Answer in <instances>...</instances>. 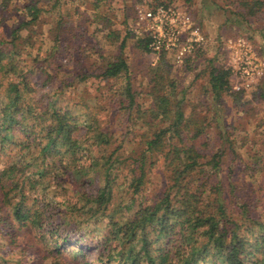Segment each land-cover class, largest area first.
<instances>
[{
	"label": "trees",
	"instance_id": "obj_1",
	"mask_svg": "<svg viewBox=\"0 0 264 264\" xmlns=\"http://www.w3.org/2000/svg\"><path fill=\"white\" fill-rule=\"evenodd\" d=\"M46 1L0 0L2 245L14 246L25 230L46 246L39 259L50 264H91V242L100 264H264V154L254 153L246 170H236L234 157L225 170L227 148L237 155L236 149L222 141L206 151L213 122L222 126L225 96L241 104L248 90L233 89L228 64L210 61L212 107L201 114L187 110L161 53L145 70L144 107L126 55L129 38L150 53V37L135 28L138 8L124 34L108 14L61 16L44 50ZM102 1L94 0V9ZM263 5L243 2L250 15ZM95 22L101 26L90 31ZM206 43L181 65L192 69ZM63 70L72 75L60 78ZM92 76L109 87L94 97L67 95ZM159 165L163 179L153 189ZM0 264L23 262L0 254Z\"/></svg>",
	"mask_w": 264,
	"mask_h": 264
},
{
	"label": "rangeland",
	"instance_id": "obj_2",
	"mask_svg": "<svg viewBox=\"0 0 264 264\" xmlns=\"http://www.w3.org/2000/svg\"><path fill=\"white\" fill-rule=\"evenodd\" d=\"M159 1L169 0H103L100 7L96 10L92 5L94 0H59V3L53 6L55 0H47L45 6L48 9L43 14L42 26L45 32L44 50L50 47L48 38V29L61 16H71L75 20L83 18L87 13L91 19H95V14H108L111 16L112 26L117 28L124 34L129 25L133 22V16L136 8H145L149 10L152 4ZM249 1L253 4L254 0H172V4L186 10L193 17L196 23L201 27L206 36V46L199 58L195 61V66L189 69L186 64L181 65L176 62L174 53H167L166 59L170 63V68L175 77L179 80L181 88L184 89L188 100L187 110L194 109L197 113L209 114L211 108L210 86L208 83V67L211 60L216 64H228L238 62L239 39L245 38L250 48L253 50L255 63H263L264 65V5L262 9L255 15H250L243 7V2ZM264 1V0H263ZM98 11V12H96ZM21 11H19L20 13ZM16 19V15H11V20ZM127 19V23L124 21ZM97 26H101L97 22L93 23L89 28L94 30ZM138 26L136 25L135 28ZM143 27V26H142ZM141 28V26H140ZM138 29V28H137ZM142 29V28H141ZM99 36V34H97ZM232 39L238 43H233V52L228 49V41ZM135 40L128 39L126 55L131 67L132 80L135 87L141 91L140 103L146 107L149 105V99L144 95L147 88L146 71L148 65L155 64L160 55L145 53L135 45ZM117 44L107 46V53L111 55L115 51ZM93 59V58H92ZM231 61V62H230ZM71 67V64H66ZM181 65V66H179ZM260 65V64H259ZM72 75V74H70ZM69 72L59 71V77L70 76ZM232 85L244 83L243 78L232 74ZM105 81H101L99 77L92 76L88 81L75 84L74 88L68 87L67 95L74 97L76 94L85 93L86 97H94L100 94L103 86L109 87ZM103 85V86H102ZM112 85H118L117 82H112ZM75 90V92H74ZM88 96H87V95ZM94 102V100H93ZM72 103V102H71ZM196 106V107H195ZM195 107V108H194ZM221 107V123L218 126L217 122H213L210 136L208 138L209 145L206 151L213 153L216 146L222 145L232 146L236 149L237 155L233 154L231 149L227 148V155L224 161V168L228 170V166L235 157L236 170H246L245 164H250L253 161L254 153L264 154V74L261 75L252 86L243 94L241 104H236L229 96H225ZM187 111V112H188ZM224 138V139H223ZM225 138L227 142L225 144ZM233 164V163H232ZM162 166L155 167L152 175V183L150 187L159 189L163 179ZM248 170V169H247ZM251 172L244 175L247 180H253L250 176ZM261 172H258L259 176ZM4 225V224H3ZM0 225V229L5 228ZM2 227V228H1ZM6 229V228H5ZM0 231V254H3L9 259L21 260L23 264H50V259L40 260L42 255H46L45 245L37 239L36 235L23 230L18 234V242L14 246H3L4 238ZM73 239L79 238L78 233L71 234ZM75 242V241H72ZM32 245V246H31ZM77 248L81 243L75 245ZM86 248V246L84 245ZM44 249V250H43ZM89 253L86 260L91 264H100L96 260L97 248L95 243L91 242ZM71 258V257H70ZM74 259H68V262L76 263ZM82 262V261H81ZM79 264V263H77ZM80 264H83L80 263Z\"/></svg>",
	"mask_w": 264,
	"mask_h": 264
},
{
	"label": "built area",
	"instance_id": "obj_3",
	"mask_svg": "<svg viewBox=\"0 0 264 264\" xmlns=\"http://www.w3.org/2000/svg\"><path fill=\"white\" fill-rule=\"evenodd\" d=\"M137 32L150 37V53L160 55L163 52L174 53L176 62L183 64L186 58L192 55L203 43L206 36L201 27L196 23L186 10L175 4L168 6L158 5L150 8H138ZM141 26V28H140ZM143 26V27H142ZM238 63H228L233 75H240L244 83L233 84V89L243 90L252 86L253 82L264 74L263 63L256 64L253 50L245 38L239 39ZM230 39L228 49L233 52V43ZM253 52V53H252Z\"/></svg>",
	"mask_w": 264,
	"mask_h": 264
}]
</instances>
